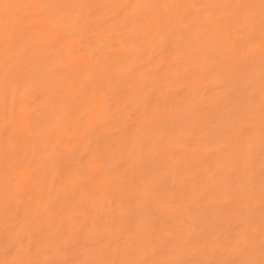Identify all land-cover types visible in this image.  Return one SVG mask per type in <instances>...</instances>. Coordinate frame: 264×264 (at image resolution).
<instances>
[{"label": "bare ground", "instance_id": "bare-ground-1", "mask_svg": "<svg viewBox=\"0 0 264 264\" xmlns=\"http://www.w3.org/2000/svg\"><path fill=\"white\" fill-rule=\"evenodd\" d=\"M0 264H264V0H0Z\"/></svg>", "mask_w": 264, "mask_h": 264}]
</instances>
